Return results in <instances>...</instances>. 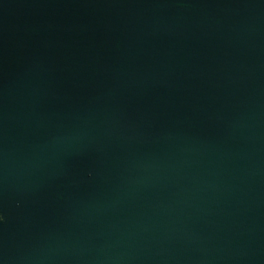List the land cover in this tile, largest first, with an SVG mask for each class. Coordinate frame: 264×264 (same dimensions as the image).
Masks as SVG:
<instances>
[{"label":"water","instance_id":"95a60500","mask_svg":"<svg viewBox=\"0 0 264 264\" xmlns=\"http://www.w3.org/2000/svg\"><path fill=\"white\" fill-rule=\"evenodd\" d=\"M0 264H264V0H0Z\"/></svg>","mask_w":264,"mask_h":264}]
</instances>
